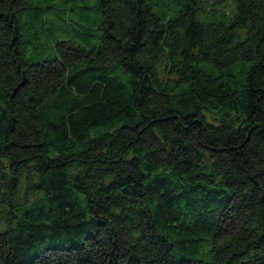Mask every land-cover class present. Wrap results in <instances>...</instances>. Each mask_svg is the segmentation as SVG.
Returning a JSON list of instances; mask_svg holds the SVG:
<instances>
[{
  "label": "trees",
  "instance_id": "1",
  "mask_svg": "<svg viewBox=\"0 0 264 264\" xmlns=\"http://www.w3.org/2000/svg\"><path fill=\"white\" fill-rule=\"evenodd\" d=\"M0 264H264V0H0Z\"/></svg>",
  "mask_w": 264,
  "mask_h": 264
}]
</instances>
